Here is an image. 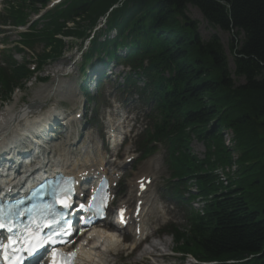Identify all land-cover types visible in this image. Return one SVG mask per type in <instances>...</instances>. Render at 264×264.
<instances>
[{"label": "trees", "instance_id": "obj_1", "mask_svg": "<svg viewBox=\"0 0 264 264\" xmlns=\"http://www.w3.org/2000/svg\"><path fill=\"white\" fill-rule=\"evenodd\" d=\"M46 1L9 0L7 14L22 22L27 8ZM187 5L212 27L232 33L233 74L242 83L232 78L218 35L202 39ZM101 16L105 28L85 57L102 51L130 66L126 82L143 78L135 87L151 102L153 118L141 139L143 154L154 150L152 142L165 148L167 196L185 220L183 229L170 230L175 249L215 264H264V0H64L46 12L41 27L22 34V42L44 44L41 65L61 54L58 34L82 36ZM5 63L1 99L31 74L26 62L8 56ZM225 130L233 133L232 148L224 142ZM191 138L204 145L203 158L190 153ZM233 162L236 171L224 186L214 170ZM191 183L197 192L184 197ZM197 196L206 200L202 213L189 204Z\"/></svg>", "mask_w": 264, "mask_h": 264}, {"label": "rangeland", "instance_id": "obj_2", "mask_svg": "<svg viewBox=\"0 0 264 264\" xmlns=\"http://www.w3.org/2000/svg\"><path fill=\"white\" fill-rule=\"evenodd\" d=\"M2 6L3 2H1L0 4V15H4ZM186 14L190 19L197 22L198 32L202 39H207L213 33L218 35L227 56L228 67L231 70L232 78H234L237 84L242 83L243 79L241 77H236L233 74L234 65L232 54L229 48V42L231 40L232 33L223 31L217 27H212L203 18L199 10L191 5L186 6ZM99 25H101L100 22L96 25L94 30L97 29ZM17 31L18 30L7 28L2 34H0V42L4 41V45L5 47H7L4 55L8 53L14 54L13 58L18 63L30 61V55L25 52L15 53V51L12 49L16 40L18 39ZM64 41L65 51L63 52V55L55 58L54 60L45 62L37 71V73L30 75V78L28 79V81H26L23 88H15L14 97L16 96V98L18 99V103H15L14 99H12V101L3 106L4 103L2 104L0 102V113H2L4 109L9 106H14L16 109H18L25 103L30 102L33 98H36L42 103L41 107L44 110L47 107H53L55 104L58 106H65L68 110L81 108L83 96L80 93V95L82 96V98L80 99L78 91L80 80H76L78 71L77 68L81 59L79 57V53H75V50L76 47H78V50H83L86 47L87 42L86 44L79 45V40L65 38ZM42 51L43 46L41 43L34 45V47L32 48L33 54H41ZM2 54L3 53L0 52V59L2 57ZM27 66H29V64H27ZM124 72L125 69H122L121 67H115L114 73L118 74V76L114 77V74L110 75V80L102 84V86L100 87V93L97 97V111L101 118H103V114L105 113V108L103 107L106 105L109 106L108 111L112 112V116L114 117H116L118 114H125L127 110L132 111V116L127 119V127L132 126L133 132H130L126 144L120 145L118 147L121 152V157H119L115 164L121 166L120 171L123 172V175L120 178L121 183L115 188L116 198L113 202L112 211L114 212L116 205L119 203L117 202L118 198H125L128 193L127 190L130 184L133 182L134 178L142 174L151 176L152 181L147 192L145 193L146 211H151L148 220L145 222L146 233L148 235L150 234V237L143 240L138 248L139 250L141 248V254H144V251L146 252L150 249L148 243L152 241H167V244H160L157 246L158 248L155 249L156 251L154 252V254L156 255L154 258L147 257L145 259L143 258L142 261L132 263L134 254L136 255L139 250H135L132 253L131 243L133 239L127 237L124 233H120V237H125L128 242H124L121 246H119V248L121 249L119 251L120 255L118 254L110 256L107 259L106 264H192L191 262H189L191 261L189 257L187 259H181L179 254L173 252L174 241L172 239V236L163 234L159 231V229H162V226L169 221L178 224L179 227H182L183 222L182 219H180L179 214L177 213L175 208L171 206L170 203L163 201L160 196L161 187L163 186L164 181L168 175L166 167L163 164V151L159 149L157 152L148 156L144 160H140L136 152L137 145L134 143L136 136L140 131L144 130V128L149 125V119L146 115L148 113V108L144 104H142L138 96L130 95L131 93L128 94L127 91H119L117 89H114V84L122 83ZM36 94H38L37 97ZM93 104L94 102L91 101L89 105H87V120L88 116L91 117L92 114L93 116L95 115V112L93 111ZM101 105L104 106L101 107ZM86 118L80 120L81 124L85 123ZM107 119L108 118H105L102 121L101 124L103 125V127L106 126ZM91 126L92 133L96 135V133L100 131L99 126ZM127 127H125L124 130H126ZM97 140L98 139L96 136L94 141ZM224 140L225 143H228L230 146L232 145V140L229 139V134L227 131H224ZM79 144H82V141ZM127 146L130 147L128 152H126ZM190 147L192 148V152L197 157H203L205 149L200 142L192 139ZM128 155L133 157V159L129 162H126V158ZM235 156H237L236 152L234 157ZM152 160H154L155 162H153V165H150V162ZM220 172L223 171L220 170ZM224 182L228 184L226 178ZM262 198H264V195H262ZM196 205L197 208H200L202 203L197 202L195 203V206ZM129 251L131 253L128 254Z\"/></svg>", "mask_w": 264, "mask_h": 264}, {"label": "bare ground", "instance_id": "obj_3", "mask_svg": "<svg viewBox=\"0 0 264 264\" xmlns=\"http://www.w3.org/2000/svg\"><path fill=\"white\" fill-rule=\"evenodd\" d=\"M37 95L38 94H36V97ZM40 105L41 102L36 98H33L22 108L15 109L13 106H10L5 108L4 111L0 113V154L3 150H6L13 145L19 129L28 124V119L30 117H36L43 113L40 109ZM52 111V108H50L44 113L47 116H50L52 114ZM112 133L114 135V138H117L121 132L117 130V127H115L112 129ZM89 143L92 144L91 139ZM69 144L70 143H65L64 147L68 146ZM64 147L61 148L62 151L58 156L57 161L55 162L60 163L62 165L61 167L66 169V172L77 175L78 179H81L83 177L85 178L88 175L92 177L97 171L105 172L102 167L107 163V161L103 157H101V155L99 154L100 151L97 146H94L93 144L91 146H87L84 156L78 154L73 158L69 155ZM52 171L55 172L56 168H52ZM112 172L116 173V171ZM140 176L141 175L137 176L134 180H137ZM144 190L145 188L140 192V195L143 194L144 196ZM130 191L132 190L130 189L124 200L121 201L119 205L122 206L121 208L130 209V202L134 197V194H132ZM143 210L144 206L142 207L141 213ZM141 213L135 216L133 210L132 212H129L127 210V214L129 215L128 220L130 221V223L139 224L140 234L135 236L137 240L141 239V235L144 233L143 225L145 224V219L143 218ZM149 213H151V211H149L147 214ZM105 229L108 230V232L104 231V229H94L92 231L93 233H89V238L86 241L85 239L79 241L77 245V248L79 250L78 264H106L107 259L110 256L115 255V253L120 255V252L117 251L118 243H116L118 241V237H116V235L112 231H110L111 229L109 226H105ZM160 244L166 245L167 241H152L148 243L150 249L146 252L144 251V254H141V248L139 250L138 247H135L136 250H139V252H136V255L134 254L132 263L142 261L143 258L145 259L147 257L154 258L156 255L154 254V252L156 251L155 249H157V246Z\"/></svg>", "mask_w": 264, "mask_h": 264}, {"label": "snow or ice", "instance_id": "obj_4", "mask_svg": "<svg viewBox=\"0 0 264 264\" xmlns=\"http://www.w3.org/2000/svg\"><path fill=\"white\" fill-rule=\"evenodd\" d=\"M48 186L53 189V192L55 193L56 185H53L51 181L48 182ZM143 183H141V188H143ZM44 185H41V188H43ZM61 191H67V184L65 183V187L61 189ZM42 193L40 190H37L33 192V195H41ZM58 204H61L63 207L67 208L70 203L69 198H61L57 199L55 201ZM105 203L107 202V197H105ZM21 202H17L16 204H0V229H5L7 232L11 233L13 228L19 229L25 233V236H21V231H18L16 233V236L21 238V241L24 243V248H14L13 245L17 243V240L14 239L11 235H9L7 243H0V259H2L5 264H17L18 261H21L24 259V257L18 255L17 253L21 250L27 252L29 256H32L35 253H38L40 249L44 247L46 244H56V243H63L64 241H57L55 239L58 235H68L69 232H65L63 229H61L60 232H53L52 234L48 235L47 237H41L39 235V232L33 233L31 230V227H25L21 223H12V217L13 216H24L28 213H31L32 209H23L19 207V204ZM92 205V201L89 202V206ZM44 209H50V204H44L41 206ZM81 208L84 206L81 205ZM121 211V217L123 218V209ZM57 219H61V217H57ZM32 225H35L37 229H39L40 225H37L35 220H32ZM55 223V221H53ZM44 227H49L48 224L43 225ZM33 241L31 244L28 243V241ZM64 254L58 252L55 248L51 250V261L50 264H66V262L59 259V257L63 256ZM68 258L70 259L75 255V253H68L66 254Z\"/></svg>", "mask_w": 264, "mask_h": 264}]
</instances>
